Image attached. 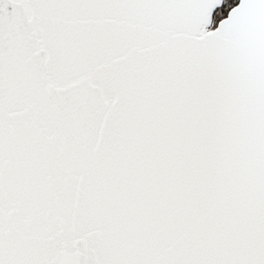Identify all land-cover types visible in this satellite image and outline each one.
Returning <instances> with one entry per match:
<instances>
[{"label":"snow or ice","instance_id":"obj_1","mask_svg":"<svg viewBox=\"0 0 264 264\" xmlns=\"http://www.w3.org/2000/svg\"><path fill=\"white\" fill-rule=\"evenodd\" d=\"M0 264H264V0H0Z\"/></svg>","mask_w":264,"mask_h":264}]
</instances>
